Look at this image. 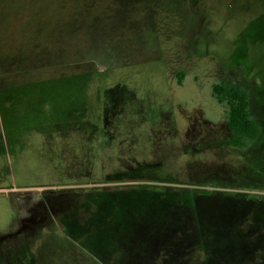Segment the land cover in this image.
Wrapping results in <instances>:
<instances>
[{
  "label": "rangeland",
  "instance_id": "rangeland-1",
  "mask_svg": "<svg viewBox=\"0 0 264 264\" xmlns=\"http://www.w3.org/2000/svg\"><path fill=\"white\" fill-rule=\"evenodd\" d=\"M0 264H264V0H0Z\"/></svg>",
  "mask_w": 264,
  "mask_h": 264
},
{
  "label": "trees",
  "instance_id": "trees-1",
  "mask_svg": "<svg viewBox=\"0 0 264 264\" xmlns=\"http://www.w3.org/2000/svg\"><path fill=\"white\" fill-rule=\"evenodd\" d=\"M212 94L224 105L225 121L231 133L229 144L242 146L258 138L260 128L251 116L249 97L244 86L222 79L212 85Z\"/></svg>",
  "mask_w": 264,
  "mask_h": 264
}]
</instances>
